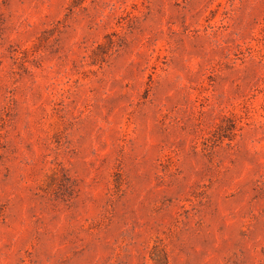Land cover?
<instances>
[{
    "label": "rangeland",
    "instance_id": "374dc122",
    "mask_svg": "<svg viewBox=\"0 0 264 264\" xmlns=\"http://www.w3.org/2000/svg\"><path fill=\"white\" fill-rule=\"evenodd\" d=\"M0 264H264V0H0Z\"/></svg>",
    "mask_w": 264,
    "mask_h": 264
}]
</instances>
